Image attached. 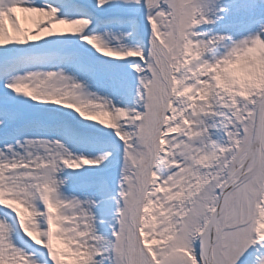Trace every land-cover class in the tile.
Listing matches in <instances>:
<instances>
[{
    "label": "rangeland",
    "instance_id": "1",
    "mask_svg": "<svg viewBox=\"0 0 264 264\" xmlns=\"http://www.w3.org/2000/svg\"><path fill=\"white\" fill-rule=\"evenodd\" d=\"M36 1L56 11L21 25L0 55L55 64L0 79V264H200L195 246L248 157L264 96V0H149L141 11L142 0H78L128 15L107 21ZM14 2L0 0V17ZM78 16L84 27H60ZM252 164L217 224L212 264H264V117Z\"/></svg>",
    "mask_w": 264,
    "mask_h": 264
},
{
    "label": "bare ground",
    "instance_id": "2",
    "mask_svg": "<svg viewBox=\"0 0 264 264\" xmlns=\"http://www.w3.org/2000/svg\"><path fill=\"white\" fill-rule=\"evenodd\" d=\"M15 4H18V8H16L17 10H19L20 12V16L18 17L16 14H12L10 15L9 13H7L8 15L6 17H0V55L3 54L5 51H8L9 49H5L6 46H8L9 43H11V45H13L16 41H18V37L22 36V35H26V33L24 32V28L21 27V25L27 26V24L33 23L35 24V22L40 23L42 20L45 21L46 19V15H48L49 12L51 11H55V9L51 8V10L48 12L46 11V9L44 8L45 6L43 4H39L38 2H36V0H15L14 2ZM64 10V9H62ZM61 10V11H62ZM51 16V15H50ZM77 17H72L69 19H63V20H58L59 21V25L61 28H66V29H70L71 27L74 28H79L80 26L84 27V24L81 25V21L82 19L79 17L77 18V20L74 21V19ZM84 23L86 24L85 27H91L92 23H86V21H84ZM4 29H8V30H12V34L10 35V37L6 36ZM22 29V30H21ZM48 31L47 29L40 27L39 33L35 36L36 39L35 40H39V38L41 39L44 35L46 34V32ZM24 33V34H22ZM30 33V32H29ZM248 37H245V41H247V44L249 46L246 47V49L248 50V54L246 57L250 58L252 57L251 55V44L252 42L255 40L254 39V34L255 32H247ZM33 41V39H32ZM14 46V45H13ZM245 49V50H246ZM245 57V58H246ZM46 66H42L39 63L33 64V63H29L26 62L24 64H26V66H30L33 68H39V67H51L52 65H55L51 62L46 61ZM24 64H21L18 68L15 65H7V63H5V65L0 64V79L4 80L7 77H11L14 74H17V72H19V70H21V68L24 67ZM83 71V70H82ZM84 74V73H83ZM2 96H4V94H0ZM0 121H3L2 117H0ZM10 160V159H9ZM7 159H4V162H6ZM2 165H4V163H0V167H2ZM2 180L4 181V184L6 186L9 187V185L11 186L12 183L8 182V176L7 175H1ZM38 209L36 207H33L32 212L33 214H36V211ZM100 237H103L102 232L99 235Z\"/></svg>",
    "mask_w": 264,
    "mask_h": 264
},
{
    "label": "water",
    "instance_id": "3",
    "mask_svg": "<svg viewBox=\"0 0 264 264\" xmlns=\"http://www.w3.org/2000/svg\"><path fill=\"white\" fill-rule=\"evenodd\" d=\"M263 111H264V99L261 102L259 109H258L256 122H255V130H254V135H253L252 147H251L248 159L243 165V167L239 170L238 179L235 181H232L228 185V187L225 189L220 199L219 205L212 219L210 220L206 231L202 235V238L200 241V249L196 247L197 255L201 261V264H212L213 245L216 239H218L222 233V230L216 233L217 222L219 221V219L221 218L222 214L225 211L227 201L232 191L244 180V178H246L247 174L251 172V169L247 171L248 166L252 162H255V164L258 163L260 145H261V129H262Z\"/></svg>",
    "mask_w": 264,
    "mask_h": 264
}]
</instances>
